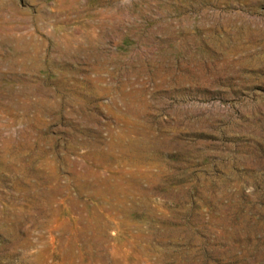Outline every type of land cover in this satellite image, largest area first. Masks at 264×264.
I'll return each instance as SVG.
<instances>
[{"label": "rangeland", "instance_id": "rangeland-1", "mask_svg": "<svg viewBox=\"0 0 264 264\" xmlns=\"http://www.w3.org/2000/svg\"><path fill=\"white\" fill-rule=\"evenodd\" d=\"M0 264H264V0H0Z\"/></svg>", "mask_w": 264, "mask_h": 264}]
</instances>
